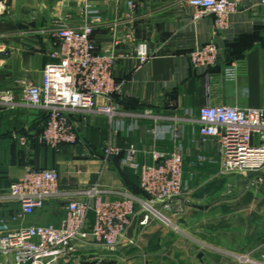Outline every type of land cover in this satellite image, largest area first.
I'll use <instances>...</instances> for the list:
<instances>
[{"label": "crops", "instance_id": "1", "mask_svg": "<svg viewBox=\"0 0 264 264\" xmlns=\"http://www.w3.org/2000/svg\"><path fill=\"white\" fill-rule=\"evenodd\" d=\"M90 7L97 12L89 13ZM196 14L187 0H8V11L0 19V94L12 89L19 104L0 103V195L31 166L57 169L65 193L29 215L27 224L60 225L68 201L87 200L86 191L94 185L105 199L134 192L140 176L122 161L130 145L143 151L137 158L141 163H153L146 151L179 148L187 183L181 198L187 202L169 200L158 207L176 222L184 219L192 235L177 234L155 215L140 224L137 215L117 254L107 259H115L116 264H239L233 254L264 257V191L251 187L255 175L221 172L219 144L214 138L202 141L198 120L200 108L208 103L264 108V4L244 1L225 30L215 29L214 15L196 18ZM61 23L74 28L93 24L99 51L113 50L128 57L117 58L113 69L122 83L115 94L118 113L112 118L90 111L73 114L79 142L55 149L40 138L45 112L22 102L21 80L42 82L45 67L56 62L50 52ZM212 40L219 47L217 65L194 66L189 53ZM140 42L155 53L142 65L136 56ZM232 63L236 73L228 78L225 69ZM171 126L180 134L177 139ZM21 137L28 138L27 144ZM110 141L122 149V155L105 161ZM201 156L206 160L201 161ZM228 185L235 188L233 196L227 194ZM213 208L238 214L226 242L224 237L214 244L208 242L207 225L202 221H207ZM20 210L18 202L0 201V220ZM195 221L201 233L191 228ZM220 231L223 235L224 228ZM208 244L219 250L226 247L228 253L195 251L196 246ZM257 247L262 249L258 255ZM0 264L13 263L0 253Z\"/></svg>", "mask_w": 264, "mask_h": 264}, {"label": "built area", "instance_id": "2", "mask_svg": "<svg viewBox=\"0 0 264 264\" xmlns=\"http://www.w3.org/2000/svg\"><path fill=\"white\" fill-rule=\"evenodd\" d=\"M187 1L197 9L196 18L214 15L215 29L225 30L229 27L230 16L238 13L246 0ZM7 11L8 0H0V19ZM88 12L97 11L90 7ZM154 54L146 42L138 43L136 56L140 65L150 61ZM50 56L56 62L45 67L41 83L21 80V98L23 103L45 112L40 138L49 147L59 149L79 142L73 114L90 111L106 113L112 118L118 113L115 94L122 83L114 77L113 69L117 58L128 55L114 54L113 50L99 51L93 24L74 28L61 23L55 31ZM218 57L219 47L214 40L189 53L191 63L197 67H214ZM235 67L232 63L225 69L226 77L235 75ZM0 103L13 106L19 104V100L9 88L1 92ZM145 114L151 115V110H146ZM198 120L202 141L214 138L219 144L222 173L255 175L262 180L264 108L208 103L200 108ZM170 129L177 139L180 135L177 128L171 126ZM21 142L27 144L28 138L21 137ZM141 152L132 144L122 161L139 174L144 195L132 192L122 198L105 199L98 185H94L86 191L87 200L68 201L60 225L26 223V218L48 200L65 194L57 169L28 167L10 185L9 191L0 195L1 202L21 205L19 212L0 220V253L13 264H26L29 260L32 264H81V260H103L117 254L135 216L140 215L143 225L155 214L169 219L157 205L185 195L183 153L179 148L172 152L154 148L146 151L151 154L153 163H141L137 159ZM121 153L122 149L110 141L105 148V161ZM200 160L206 157L201 156ZM235 256L240 264H264V257L255 259L252 253Z\"/></svg>", "mask_w": 264, "mask_h": 264}, {"label": "rangeland", "instance_id": "3", "mask_svg": "<svg viewBox=\"0 0 264 264\" xmlns=\"http://www.w3.org/2000/svg\"><path fill=\"white\" fill-rule=\"evenodd\" d=\"M262 174L264 175V171ZM253 185L254 186H251L252 188H255V189L260 190V191H264V177L262 176L261 181L257 177H255ZM234 190H235V188L233 186L228 185L227 194H229L230 196H233L235 194ZM240 190H242V187H240ZM157 208L159 209L158 205H157ZM162 213L167 215L166 211H164ZM242 215H244L243 217H246L245 214H242ZM167 216L169 217V219H171V221H172L171 223L168 222L165 218L155 214V217L160 219L165 225H167V227L172 228L177 234H180L181 236H188V233H189L190 235H192V233H190L186 229V225H184V222H186V221L184 219H183L184 222L182 221V219H179V220L177 219V222H176L175 218H173L172 216H169V215H167ZM237 216H238V214L237 213L233 214L232 210H228V211L224 210L223 211L222 209L221 210L220 209L215 210V208H213V210L211 212H209L207 215V221H202V225L204 223H206V225H207V238L209 239L208 242L210 244H214L218 238L222 239L223 237L224 238L222 240L224 242H226L228 240V239H226L227 238L226 236H227L228 232H231V230H230L231 224L233 223V221L236 222V220L238 218ZM203 217H205V214L203 215ZM188 219L189 218H187V220ZM197 221L191 223L192 224L191 228H193L194 232H197V234H198V233H201V229H200V224H199L200 222L198 221L199 223H196ZM220 228H224L223 235H221ZM217 233H218V235H217ZM210 244L205 245L204 247L196 246L195 251H197V249L204 248L203 251H206L207 255L215 254V252L228 253V252H226V250H227L226 247L225 248L220 247V248H223L224 250H219V249H217V247L215 245H210ZM258 248L261 249V247H257V249ZM257 249L255 252L257 255L262 253V249L260 250L261 252L260 251L258 252ZM247 254H249V253L244 252V253H241L240 255H247ZM233 255L237 259V257L235 256L236 254H233ZM260 259H262V257ZM73 260H76V259L74 258ZM237 261H238V259H237ZM262 262L264 263V261H262ZM238 263H239V261H238ZM241 264H250V263L245 262V263H241Z\"/></svg>", "mask_w": 264, "mask_h": 264}, {"label": "water", "instance_id": "4", "mask_svg": "<svg viewBox=\"0 0 264 264\" xmlns=\"http://www.w3.org/2000/svg\"><path fill=\"white\" fill-rule=\"evenodd\" d=\"M170 202H177L179 204H182L183 202H187L185 199L181 197L173 198L170 200ZM194 206L203 208V205L194 204ZM117 261L115 259H103V260H81V264H116ZM26 264H32V261L29 260ZM69 264H76V263H69Z\"/></svg>", "mask_w": 264, "mask_h": 264}, {"label": "trees", "instance_id": "5", "mask_svg": "<svg viewBox=\"0 0 264 264\" xmlns=\"http://www.w3.org/2000/svg\"><path fill=\"white\" fill-rule=\"evenodd\" d=\"M120 155H122V154H120ZM37 168H39V167H37ZM134 190H135L134 193H137V194H140V195H144V192L141 189L140 185L138 186V188H135Z\"/></svg>", "mask_w": 264, "mask_h": 264}, {"label": "bare ground", "instance_id": "6", "mask_svg": "<svg viewBox=\"0 0 264 264\" xmlns=\"http://www.w3.org/2000/svg\"><path fill=\"white\" fill-rule=\"evenodd\" d=\"M166 220H167L168 222H170V223L172 222V221H169V219H166Z\"/></svg>", "mask_w": 264, "mask_h": 264}]
</instances>
